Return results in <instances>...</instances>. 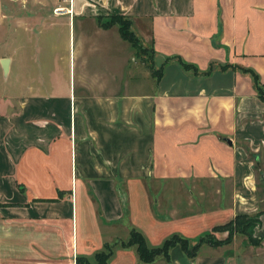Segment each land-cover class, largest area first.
<instances>
[{"label": "crops", "instance_id": "0c3cea01", "mask_svg": "<svg viewBox=\"0 0 264 264\" xmlns=\"http://www.w3.org/2000/svg\"><path fill=\"white\" fill-rule=\"evenodd\" d=\"M64 3L53 12L66 7L60 13L94 21L97 29L80 33L78 85L62 91L53 62L46 90L35 73L27 95H0V203L16 204L0 206V262L39 264L40 250L55 256L60 247L75 259L88 245L99 250L111 242L104 233L128 238L132 228L149 245L175 233L221 239L227 231L216 226L264 210V101L237 68H252L264 83V0ZM108 14L128 16L148 35L158 63L179 55L200 71L211 63L235 67L194 75L171 60L156 92L151 85L131 90L130 80H151L152 70L141 74L136 55L130 58L135 47L119 32L131 50L120 40L109 52L93 45L96 32L104 38L114 26H103ZM2 58H9V76L12 57ZM59 191L56 201H38ZM235 241L203 244L193 259L176 245L170 256L173 264H264V238L256 245ZM239 247L244 257L231 253ZM110 263L141 264L135 247L117 249Z\"/></svg>", "mask_w": 264, "mask_h": 264}, {"label": "rangeland", "instance_id": "374dc122", "mask_svg": "<svg viewBox=\"0 0 264 264\" xmlns=\"http://www.w3.org/2000/svg\"><path fill=\"white\" fill-rule=\"evenodd\" d=\"M33 1L35 2V0H0V3H2L0 5V9L3 8L0 10V18H3V14L6 15V18L2 19L3 23L0 24V55L6 54L7 56H11L13 60L9 76L4 75V73L0 70V95L1 92H3V95L6 94V92L13 91L15 89H17L20 94L27 95V87L31 85V78L33 75L35 77V73L36 77L39 78L38 85L40 89L46 90L48 87L47 81L50 76V74L47 73L50 70L49 68L52 67L53 62L54 64L56 63L58 67L56 68L55 73L60 77V88H62V91L66 90L68 92L69 84L72 89L74 88V85H78V63L81 59L78 47L80 33L81 31H90L91 33H94V30H97L93 27V25H95L94 21H83V23H81V17H73V15L69 17L68 14L60 12L54 13V6L59 3L65 5L63 1L58 2L57 0H41V5L35 4ZM107 17L108 16L104 18ZM17 18L26 20L25 23L27 27L22 25L24 20H19V22H17ZM117 28L118 27L114 25L108 32L105 33L104 38H102V35H100L99 32H96V34L92 37L93 45L100 46V53L102 45L105 47L106 52H109L117 47V41L119 40L120 46L125 45L127 46L126 48L131 50L132 46H130L128 42L120 39ZM131 29L139 37L144 49L142 52L135 47L136 54L133 53L130 56L131 58L136 55L135 60L137 69L139 68L142 74L143 69L148 72L149 68H151L152 71L159 68L162 62L158 63L155 54L151 52V42L148 38L149 36H145V39L142 31L135 25H132ZM113 64L115 65V61ZM134 67L135 65L131 61L130 73L131 71H135ZM139 73H137V75ZM155 79L156 78L153 76L150 80L148 75H146L144 80L143 76L141 77V81L138 80L136 82H132L130 80V89L132 90L135 85H137L136 88H141L138 91H143L144 87L149 88V85H151L153 92H156L158 90V85ZM75 89H77V87H75ZM113 232L104 233V238L106 240L110 239L111 242L117 240L113 237V235H115L116 238L118 237V240L127 239L126 235L128 234H117L116 231L114 233ZM235 237L236 244L240 243L243 238H246V241L250 244L245 234H236L233 238ZM198 238L199 236L187 239L190 241V245H192ZM225 238L226 237H222L221 239H218L215 237L214 239L224 240ZM59 239L60 237L57 235V238L55 237L57 249L60 246L57 245V243H59ZM242 248L243 247H239L238 249L231 251V253L234 252V255H237L235 252L239 251L241 257L243 256L241 254ZM58 250L53 253L55 256L49 255L47 252L40 250L39 264H75L74 251L73 254L67 251L63 252L64 249L61 247ZM96 250V245H88L86 247V256L90 258L91 262L94 261L92 255ZM173 250L175 253H182V251H179L177 248ZM24 253H27V251H24ZM76 254L78 253L76 252ZM48 255L50 257L45 258ZM172 256L173 253H171V257ZM177 257L179 256H176V258ZM164 259L165 258L163 256H159L157 258L159 263H165ZM171 260V264H173L175 257ZM31 262L32 261L30 260L24 261V263ZM33 263L35 264L36 261H33ZM0 264L9 263L0 262Z\"/></svg>", "mask_w": 264, "mask_h": 264}, {"label": "trees", "instance_id": "16d2710c", "mask_svg": "<svg viewBox=\"0 0 264 264\" xmlns=\"http://www.w3.org/2000/svg\"><path fill=\"white\" fill-rule=\"evenodd\" d=\"M108 19L103 23L104 27L111 25H117L121 37L131 43L134 47H137L138 50H144L140 42L139 37L134 33L132 28V21L128 16L117 15V14H108ZM143 52V51H142ZM151 52L154 53V48L151 44ZM175 61L179 66L185 70L189 71L194 75H208L211 74L215 69L225 70L227 68H234V65L225 63H211L208 70L200 71L199 68L193 64L185 61L179 55L165 56L163 63L159 68L152 71V75L158 81L163 74L164 64L168 61ZM237 68L242 72L250 76L253 88L255 89L257 96L260 100L264 101V83L261 82L258 73L252 68L237 66ZM157 72V73H156ZM63 192H58V197L56 199H38V201H56L61 198ZM15 206L16 204H2L0 206ZM264 212V210L256 214H236L234 218L227 221L223 225L216 226L213 230L215 231H228V235L224 240L214 239V235L211 232L203 233L195 243L190 245V241L175 233L165 238L158 245H149L147 243L144 235L137 229L132 228L129 233V237L126 240H115L113 242H105L99 250H96L92 258L93 262L90 261V258L86 255L80 254L77 255L74 259L75 264H109L111 258L113 257L117 249H128L130 247H135L137 262L141 264H152L154 263L159 256H163L167 262H170V250L179 245L180 248L185 252V254L193 259L198 253L199 248L203 244H210L213 246L221 244H229L232 242L234 235L236 234H245L247 236L250 244L256 245L261 242L263 238H256L253 236L254 228L259 223V216Z\"/></svg>", "mask_w": 264, "mask_h": 264}, {"label": "water", "instance_id": "95a60500", "mask_svg": "<svg viewBox=\"0 0 264 264\" xmlns=\"http://www.w3.org/2000/svg\"><path fill=\"white\" fill-rule=\"evenodd\" d=\"M9 58H2L0 64L2 66L3 73L6 74L8 70ZM260 182L264 192V176L260 177ZM253 236L260 239L264 238V212L259 216V223L254 228Z\"/></svg>", "mask_w": 264, "mask_h": 264}, {"label": "built area", "instance_id": "2783aa9c", "mask_svg": "<svg viewBox=\"0 0 264 264\" xmlns=\"http://www.w3.org/2000/svg\"><path fill=\"white\" fill-rule=\"evenodd\" d=\"M64 2L71 4L72 0H63ZM67 9L66 7H57L55 8V12L59 13V12H65Z\"/></svg>", "mask_w": 264, "mask_h": 264}]
</instances>
